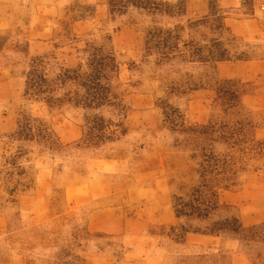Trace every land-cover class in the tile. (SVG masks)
I'll use <instances>...</instances> for the list:
<instances>
[{
	"label": "rangeland",
	"instance_id": "rangeland-1",
	"mask_svg": "<svg viewBox=\"0 0 264 264\" xmlns=\"http://www.w3.org/2000/svg\"><path fill=\"white\" fill-rule=\"evenodd\" d=\"M182 1L168 16L138 9L133 0L113 3L126 7L123 12L110 0H0V264H264V242L174 235L184 221L176 217L173 198L186 190L191 162L184 136L172 132L164 116L173 107L189 125L222 119L216 83H243L238 118L251 120L256 150L220 201L227 205L222 214L237 215L244 226L264 224V0ZM212 4L225 17L223 39L235 36L229 46L248 59L213 67L145 55L149 29L187 26ZM202 33L187 28L183 38L201 40ZM89 45L117 58L116 106H49L25 94L33 59L44 58L54 78L85 62ZM189 76L210 80L184 91ZM93 113L123 125L126 135L87 144L86 119ZM26 118L47 127L56 148L18 137Z\"/></svg>",
	"mask_w": 264,
	"mask_h": 264
},
{
	"label": "trees",
	"instance_id": "trees-1",
	"mask_svg": "<svg viewBox=\"0 0 264 264\" xmlns=\"http://www.w3.org/2000/svg\"><path fill=\"white\" fill-rule=\"evenodd\" d=\"M116 1L110 0L112 9L118 8L123 12L126 7H116L113 5ZM182 3V0L174 5L156 0H133V6L138 9L168 16L178 13ZM224 20L218 5L212 4L207 15L189 20L187 26H155L146 32L145 55H156L162 63L179 61L213 67L227 60L248 59L247 53L233 51L234 47H230L237 40L235 36L229 38V42L223 39L227 30ZM187 28L196 33L203 32L202 39H184L183 33ZM209 33L214 35L209 37ZM88 47L90 52L86 53L85 62L62 68L54 78H50L46 72L47 62L44 58L33 59L26 74L25 94L43 99L49 106L67 102L91 111L116 106L117 96L112 81L119 71L117 58L103 47ZM209 80H195L189 76L183 90L196 89ZM216 84V94L225 113L222 119L189 125L179 109L169 107L164 111L169 129L184 136V146L190 151L191 162L188 186L173 198L176 217L184 221L179 228L173 227L174 235L178 239H183L188 233L231 237L246 245L264 242V224L246 227L237 215L222 214L227 205L221 203V193L237 184L238 176L244 169V159L256 149L252 144L251 120L247 116L238 118L242 115L243 83L226 79ZM69 86H73V89H67ZM59 90H64L62 98L56 97ZM86 120L83 138L89 145L113 142L127 133L123 125L114 124L100 113L88 115ZM16 135L26 141L38 139L49 148L57 146L49 129L41 123L34 126L29 118L20 123ZM194 223L198 226H194Z\"/></svg>",
	"mask_w": 264,
	"mask_h": 264
}]
</instances>
